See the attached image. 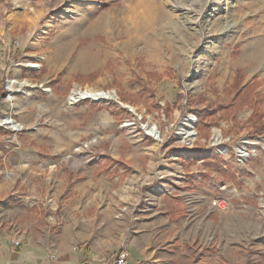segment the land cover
<instances>
[{
  "label": "rangeland",
  "instance_id": "obj_1",
  "mask_svg": "<svg viewBox=\"0 0 264 264\" xmlns=\"http://www.w3.org/2000/svg\"><path fill=\"white\" fill-rule=\"evenodd\" d=\"M147 1L0 0L5 264H42L35 230L61 225L75 185L113 222L143 201L167 211L199 238L178 264H264V0ZM79 89L117 99L71 105Z\"/></svg>",
  "mask_w": 264,
  "mask_h": 264
},
{
  "label": "crops",
  "instance_id": "obj_2",
  "mask_svg": "<svg viewBox=\"0 0 264 264\" xmlns=\"http://www.w3.org/2000/svg\"><path fill=\"white\" fill-rule=\"evenodd\" d=\"M88 188L85 185L68 187L65 191L71 189L74 192L58 215L61 225L50 230L40 226L35 230L37 242L33 246L34 253L30 255L35 263L114 264L118 253L126 246L129 264H178L182 253H177L175 247L181 241L192 246V242L199 240L191 232L182 234L178 220L171 219L167 211L158 209L148 214L145 201L141 202L142 208L119 210L118 219L116 213L114 215L118 221L113 222L111 209L114 207L100 201L101 196L96 189ZM132 193L131 190V197ZM146 194L149 195L148 191ZM143 213L145 216L141 219L140 214ZM11 238H14L11 233H0V264H5L11 252ZM200 241L204 247L202 239ZM83 244L85 246L78 248ZM171 257L174 260L169 261ZM195 257V249L190 248L189 261ZM215 261L218 264L219 259Z\"/></svg>",
  "mask_w": 264,
  "mask_h": 264
},
{
  "label": "bare ground",
  "instance_id": "obj_3",
  "mask_svg": "<svg viewBox=\"0 0 264 264\" xmlns=\"http://www.w3.org/2000/svg\"><path fill=\"white\" fill-rule=\"evenodd\" d=\"M148 4L150 5L151 2H153L152 0H148L147 1ZM150 2V3H149ZM153 4V3H152ZM173 7L176 9V10H180L182 9L181 6L175 1L174 3L172 4ZM14 82H10V86L13 84ZM87 98H91L92 100H95V101H98L100 98H106L108 100H116L117 97L114 96L113 93L109 92H103V91H95V90H92V89H86V90H77L76 92L73 93L72 95V98L70 99V104L73 105L75 104L78 100L80 99H87ZM192 117H189L187 119V126L189 128L183 130V133L185 135V137H190L193 135L192 133V128H193V122H192ZM13 126L15 127H19L18 124L14 121H12L11 123ZM159 130V129H158ZM157 130V128H148L147 131L149 134H152L153 136L155 135L157 138H161L160 136V132ZM184 137V138H185ZM193 137H191L192 139ZM214 142L215 143H219L220 142V136L218 133L215 134V137H214ZM242 154V152H240Z\"/></svg>",
  "mask_w": 264,
  "mask_h": 264
},
{
  "label": "built area",
  "instance_id": "obj_4",
  "mask_svg": "<svg viewBox=\"0 0 264 264\" xmlns=\"http://www.w3.org/2000/svg\"><path fill=\"white\" fill-rule=\"evenodd\" d=\"M12 121H13V119L9 118L7 121H5V123L10 124L12 126V124H11ZM12 127L14 128V126H12ZM14 129L18 130V128H14ZM86 147H88V145H86ZM213 205L216 207H219L221 210H225L227 208V202L225 200H222V199L214 200ZM12 244L15 248H18L22 245V241H21V239H15L12 241ZM128 258H129V253H128V250L125 246L118 253L116 259L114 260V264H129Z\"/></svg>",
  "mask_w": 264,
  "mask_h": 264
},
{
  "label": "trees",
  "instance_id": "obj_5",
  "mask_svg": "<svg viewBox=\"0 0 264 264\" xmlns=\"http://www.w3.org/2000/svg\"><path fill=\"white\" fill-rule=\"evenodd\" d=\"M82 246H85V244L80 245L78 248H80V247H82ZM18 251L20 252V251H21V248H19Z\"/></svg>",
  "mask_w": 264,
  "mask_h": 264
},
{
  "label": "water",
  "instance_id": "obj_6",
  "mask_svg": "<svg viewBox=\"0 0 264 264\" xmlns=\"http://www.w3.org/2000/svg\"><path fill=\"white\" fill-rule=\"evenodd\" d=\"M125 107L130 108V109L133 111V109H132L130 106H125ZM214 137H215V136H213V139H214Z\"/></svg>",
  "mask_w": 264,
  "mask_h": 264
}]
</instances>
